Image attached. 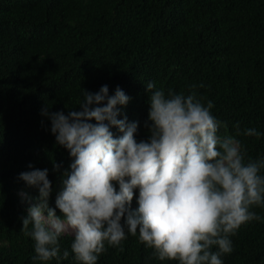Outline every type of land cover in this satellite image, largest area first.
I'll use <instances>...</instances> for the list:
<instances>
[{"label":"trees","instance_id":"1","mask_svg":"<svg viewBox=\"0 0 264 264\" xmlns=\"http://www.w3.org/2000/svg\"><path fill=\"white\" fill-rule=\"evenodd\" d=\"M149 81L165 92L194 90L205 105L211 100L212 115L227 124L218 135L237 139L246 159L264 158V0H0V264H78L72 234L60 238L67 259L42 262L33 261L34 242L20 230L38 192L19 174L29 164L47 168L55 207L71 163L41 109L67 114L79 110L83 89L107 85L111 95L119 86L130 101L118 118L139 122V141L147 136ZM237 122L260 138L237 136ZM252 210L261 219L230 237L223 264H264V207ZM126 236L123 251L106 245L97 264H178L153 257L138 234Z\"/></svg>","mask_w":264,"mask_h":264},{"label":"clouds","instance_id":"2","mask_svg":"<svg viewBox=\"0 0 264 264\" xmlns=\"http://www.w3.org/2000/svg\"><path fill=\"white\" fill-rule=\"evenodd\" d=\"M145 91L147 136L139 141V122L118 118L130 101L119 86L111 95L107 85L94 93L83 89L79 110L67 114L41 109L71 163L59 177L55 207L49 206L47 168L29 164L31 170L19 174L38 192L20 217V230L34 242L33 261L67 259L60 238L72 233L74 260L97 264L106 245L123 251L127 233L138 234L160 261L223 264L221 257L233 251L230 237L261 219L252 208L264 207V158L246 159L237 139L218 135L227 124L212 115L213 102L205 105L194 90L185 96L149 81ZM112 127L121 135L114 136ZM235 127L237 136H261L255 128L241 132L238 122ZM60 168L53 162L54 171Z\"/></svg>","mask_w":264,"mask_h":264},{"label":"rangeland","instance_id":"3","mask_svg":"<svg viewBox=\"0 0 264 264\" xmlns=\"http://www.w3.org/2000/svg\"><path fill=\"white\" fill-rule=\"evenodd\" d=\"M69 233H71V232H69ZM72 234V233H71Z\"/></svg>","mask_w":264,"mask_h":264}]
</instances>
